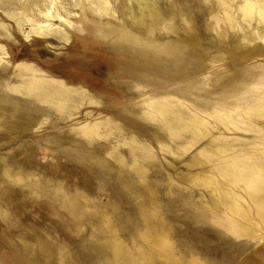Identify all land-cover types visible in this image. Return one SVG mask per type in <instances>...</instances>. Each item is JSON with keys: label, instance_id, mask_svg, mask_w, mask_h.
Segmentation results:
<instances>
[{"label": "rangeland", "instance_id": "1", "mask_svg": "<svg viewBox=\"0 0 264 264\" xmlns=\"http://www.w3.org/2000/svg\"><path fill=\"white\" fill-rule=\"evenodd\" d=\"M0 264H264V0H0Z\"/></svg>", "mask_w": 264, "mask_h": 264}, {"label": "bare ground", "instance_id": "2", "mask_svg": "<svg viewBox=\"0 0 264 264\" xmlns=\"http://www.w3.org/2000/svg\"><path fill=\"white\" fill-rule=\"evenodd\" d=\"M59 96V95H58ZM16 120V119H15ZM29 123V122H28Z\"/></svg>", "mask_w": 264, "mask_h": 264}]
</instances>
